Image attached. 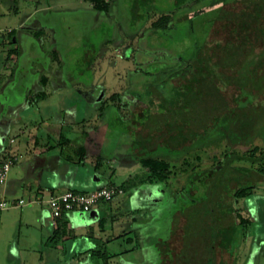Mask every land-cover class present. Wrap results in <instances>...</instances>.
<instances>
[{"label":"rangeland","instance_id":"obj_1","mask_svg":"<svg viewBox=\"0 0 264 264\" xmlns=\"http://www.w3.org/2000/svg\"><path fill=\"white\" fill-rule=\"evenodd\" d=\"M133 1L0 0L2 36L13 29L19 36L25 27L45 31L46 49H39V45L33 53L28 47L27 56L32 52L35 59L39 58L41 50L50 59L55 56L54 61H60V71L54 78L61 86L52 97L56 103L41 105V111L51 113L49 118L39 119L38 111L34 115L36 122L31 124L25 117L35 110L23 106L12 117L16 122L24 119L19 128L0 130L6 148L3 156L16 155L18 160L10 177L24 185L11 200L17 202L22 195L26 201L0 212V264H264V180L259 174L255 173L254 193L238 203L232 198L231 184L251 182L246 169L238 173L228 164L220 169L225 161L213 165L212 161H202L185 184L179 185L177 178L169 177L168 184L146 181L131 185L148 174L147 167L139 162L129 166L132 152L124 153L133 138L132 128L146 121H161L168 129L172 117L180 116V104L173 103L178 95L173 74L182 67V57L206 36V23L199 25L196 12L210 6L193 5L186 11L192 15L181 17L183 8L176 0H138L136 10ZM100 4L106 11L97 8ZM167 8L180 17L176 24L168 30H152L153 21L162 13H173ZM213 35L219 37L222 33ZM21 72L14 88L0 93L2 107L22 99L17 92L24 88L21 81L27 72ZM223 90L236 103L239 91L231 86ZM39 98L30 97L29 103ZM238 102L253 103L257 98L242 93ZM59 106L65 107V112L58 113ZM222 122H215L206 131L208 148L213 149ZM196 129L189 130V138L197 139ZM51 145L52 150L47 152L44 147ZM35 148L44 149L52 161L27 177L29 172L22 167L21 154ZM62 149L72 156V161L64 158ZM159 150L171 157L182 155V150L171 151L167 146ZM201 156L207 157L203 152ZM77 163L95 164L107 180L106 185H119L125 193L99 203L105 212L93 223L94 238L86 225L76 228V238L66 226L67 237L60 242L66 251L49 256L46 246L56 245L47 241V200L69 189H82L74 183ZM83 169L79 168L80 179L87 177ZM46 182L54 188L45 185L43 192L35 196L31 187ZM75 211L79 216L87 213ZM236 211L249 218L247 223L239 221ZM88 238L93 240L94 248L76 252L85 248ZM96 247L107 250L97 255L92 253ZM74 252L78 253L75 259L70 257Z\"/></svg>","mask_w":264,"mask_h":264},{"label":"trees","instance_id":"obj_2","mask_svg":"<svg viewBox=\"0 0 264 264\" xmlns=\"http://www.w3.org/2000/svg\"><path fill=\"white\" fill-rule=\"evenodd\" d=\"M176 1L183 8L181 17L192 15L186 13L188 7L203 3L210 5L196 12L199 14V25L206 23L203 27L207 33L182 57V67L173 74L178 92L173 103L177 106L180 104V116L172 117L173 123L168 125V129H164L161 121L159 124L146 121L132 128L134 134L128 141L127 151L147 167L148 174L146 179L131 185L146 181L168 184L169 177L177 178L179 185L180 182L185 184L202 161H212L211 165L225 161L220 169L227 164L238 173L246 169L251 182L242 185L231 182L232 198L238 203L239 199L254 193L257 181L255 173L264 180V0ZM132 4L136 10L138 0ZM97 8L106 11L105 5L100 4ZM167 10L171 11L172 8ZM179 18L176 11L162 13L153 21L151 29L168 30ZM213 33L222 35L215 37ZM10 51L11 54L13 50ZM224 86L239 91L235 97L236 103L227 97ZM242 93L256 97L257 102L239 103L238 98ZM119 109L120 114L125 116L123 110ZM166 113L170 115L169 111ZM220 120L223 121L220 124L221 132L217 134L213 149L208 148L205 133ZM195 127L198 137L194 140L189 138L188 133L190 129L194 131ZM166 146L171 151L182 150V155L176 158L160 153L159 149ZM202 152L207 156L205 159H202ZM236 179L241 181L240 177L236 176ZM235 215L242 223L249 220L239 211ZM61 217L57 219L50 237L54 245L67 235L66 223L60 221ZM106 250L96 247L92 253L102 255Z\"/></svg>","mask_w":264,"mask_h":264},{"label":"crops","instance_id":"obj_3","mask_svg":"<svg viewBox=\"0 0 264 264\" xmlns=\"http://www.w3.org/2000/svg\"><path fill=\"white\" fill-rule=\"evenodd\" d=\"M0 19H1V13H0ZM8 31L9 30H7V32L4 33L2 36V27H0V72H2V69H3V73L0 74V93L4 92L5 90L8 91L9 88L15 87V83H17L19 78L21 77L20 76L21 71L22 72L25 71L27 73H24L25 79L21 81L24 88L21 91L17 92V94L19 93L22 99H19L20 101L18 102L14 101L11 104L6 103L9 105H4V107H2V100H0V130L1 131L3 130V128L4 129L19 128L21 122L24 119L19 118L20 122H16L15 121L16 119L12 117H14V115L17 116L19 108L23 106L25 108L33 107L35 110V113L29 114V116L32 117L34 120L33 119L28 120L30 118L29 116L25 117V119H27V122L30 121L31 124L36 122L34 115L38 111L40 112L39 117H41L39 119L43 120L44 118H49L51 113L45 114L43 111H41L42 110L41 105H45V104L49 105L51 103H56L55 101L52 100V97L55 93H58L60 91L59 89L60 85L56 84L55 78H54L55 74L58 71H60V61H57L56 63V61H54L56 60L55 56L53 58L51 57V59L48 56H44L43 54L44 51L42 50H41V56L39 58L36 57L35 59L34 54H32V52H30V54L27 56V54L29 53L28 47H31L33 49L34 47L36 48L37 46V49H38L40 45L39 49H43V50L46 49L44 47H47L46 42L48 40H47V35L45 34V31L39 30L40 32H38L36 29L25 27L20 32L19 36L14 34L15 32L14 29H13V33H10L11 30L9 32ZM10 38L12 39V41L15 42V45L10 44L11 42ZM40 41L41 42L43 41V43H41ZM10 50H13L11 54H10L11 52ZM34 51L35 49H33V53ZM2 53L4 54L3 56H2ZM25 55L27 56L26 59H24L26 57ZM42 58H44V60ZM24 60H26L25 62H27L26 65H23ZM54 62L56 63L55 65H54ZM24 66L27 68L26 70L23 69ZM33 96H37V97L39 96L40 98L37 101L29 103L30 97H33ZM66 111L68 112L71 110L66 109ZM51 112L53 114L55 111H51ZM57 112L58 113L65 112V107L63 108V106H61ZM45 120L47 121V119ZM11 138L12 137H10V139ZM75 138L76 137H74V139ZM2 142H3L2 133H0V161L6 158V156H3L4 154L3 152L6 150L5 145H3L5 143L2 144ZM80 143L82 144L83 141L81 140ZM104 144L105 143H101V147L104 146ZM52 145L50 147L49 146L44 147L45 150L47 152H50V150H52ZM127 145L124 148V153L126 154L128 152ZM45 150L44 149L39 150L35 148L34 151L31 150V151H27L26 154H23V155L21 154V157L22 158L24 157V160L22 162V167L26 170V172H29V174H27V177L32 176V174H34L35 171L42 169L45 167L46 164L51 163L52 161V158H50L51 155H47V153H43V151ZM17 151L18 150L15 148V152ZM61 152L62 154L66 155V157L64 158H68V161H72V156L69 153L65 154L64 149H62ZM92 153H98V152H92ZM130 158H131L130 160H132V163L129 166L137 164V162H139L138 160H136V158L133 155ZM17 161L15 163H17ZM76 165H77V171L74 174L75 176L74 183L75 185L80 186V188L82 189H74V190H91V189L98 188L100 186L107 184L106 183L107 180L103 178L102 174L98 171L95 164L86 163L83 165V164L77 163ZM80 166L84 167L83 170L85 171H83V173L86 174V176L90 178L88 179L87 177L86 178L84 177L83 179L79 178L78 173H79V168H81ZM10 172H11V169H10ZM89 172L91 174H89ZM45 185H48V182L40 186H35V185L32 186L31 189H32L33 194H35V196L41 194V192H43L42 189L46 188ZM48 186L50 187V189L54 188V186H52L51 183H49ZM22 188H24V185L22 184V182L18 178L10 177V173H9L6 182L0 185V195L4 196L9 201H13L11 199H12L14 192ZM116 197H119V195L115 196L114 198ZM20 198H23V196L19 195L17 200ZM85 212H87L86 215L85 214L81 215L84 218L77 215L76 211L73 210V211H70L64 214L60 219L61 222L66 223V226L69 228V233L72 234L74 232L73 236L75 238L77 237L76 228L78 227L79 229H81L83 225L84 226L86 225V227H89L92 229V234H93L92 236L94 238L95 230L93 229L94 228L93 223L94 221H96L97 217H99L100 214H103L105 212V210L102 205L98 204L92 209L87 210ZM44 222H46L45 224H48V226H50V231L47 237V241H49L51 235L54 232V228L56 226L52 224L51 212L48 218H44ZM71 234H68V235H71ZM66 237L67 235L65 236V238ZM86 241L88 243H86L85 248H80L79 250H76V252L80 253V251L83 252V251H86L87 249L94 248L92 244L93 240L88 238ZM55 245L56 246H46L49 256L53 255L54 253H63L64 251H66L65 246L63 244L58 243ZM76 252L72 253V256L70 257L75 259L76 258L75 256L78 254Z\"/></svg>","mask_w":264,"mask_h":264},{"label":"built area","instance_id":"obj_4","mask_svg":"<svg viewBox=\"0 0 264 264\" xmlns=\"http://www.w3.org/2000/svg\"><path fill=\"white\" fill-rule=\"evenodd\" d=\"M17 161L16 155H8L0 161V185L4 184L10 173L12 165ZM123 193V188L116 184L103 185L91 190L69 189L51 196L47 201L52 215V224L56 225L57 219L73 210H90L102 201L112 200ZM26 203L24 198L17 202L9 201L0 195V212L10 206Z\"/></svg>","mask_w":264,"mask_h":264}]
</instances>
